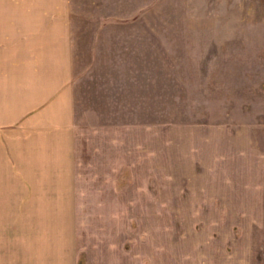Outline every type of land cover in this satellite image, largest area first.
<instances>
[{
  "label": "rangeland",
  "instance_id": "374dc122",
  "mask_svg": "<svg viewBox=\"0 0 264 264\" xmlns=\"http://www.w3.org/2000/svg\"><path fill=\"white\" fill-rule=\"evenodd\" d=\"M63 19L74 209L7 232L70 235L63 264H264V0H0L1 58Z\"/></svg>",
  "mask_w": 264,
  "mask_h": 264
},
{
  "label": "crops",
  "instance_id": "0c3cea01",
  "mask_svg": "<svg viewBox=\"0 0 264 264\" xmlns=\"http://www.w3.org/2000/svg\"><path fill=\"white\" fill-rule=\"evenodd\" d=\"M2 52L0 225L5 232L0 233V263L16 249L22 252L23 261L25 256L23 264H63L62 254L71 252L70 235L7 231L16 225L20 229L46 224V211H58L61 224L67 211L74 209L76 132L70 24L64 19L56 21L45 32L26 37L18 57L4 59Z\"/></svg>",
  "mask_w": 264,
  "mask_h": 264
}]
</instances>
